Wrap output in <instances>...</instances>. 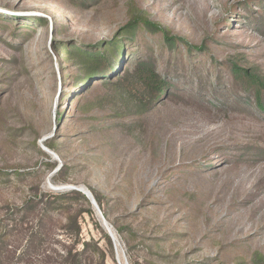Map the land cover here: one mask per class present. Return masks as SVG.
Returning a JSON list of instances; mask_svg holds the SVG:
<instances>
[{"label": "rangeland", "instance_id": "rangeland-1", "mask_svg": "<svg viewBox=\"0 0 264 264\" xmlns=\"http://www.w3.org/2000/svg\"><path fill=\"white\" fill-rule=\"evenodd\" d=\"M137 16L184 42L127 41ZM112 41L114 75L149 58L169 80L149 112L61 51ZM233 67L264 80V0H0V264L86 243L87 264H264V112ZM73 190L95 204L47 221Z\"/></svg>", "mask_w": 264, "mask_h": 264}, {"label": "trees", "instance_id": "trees-1", "mask_svg": "<svg viewBox=\"0 0 264 264\" xmlns=\"http://www.w3.org/2000/svg\"><path fill=\"white\" fill-rule=\"evenodd\" d=\"M28 20L35 22L42 21L41 18H29ZM124 31H126L125 33L129 34L131 37L129 40H127L129 42H134L135 39H137V36L143 31L161 32L166 44L172 51L177 49L179 43L184 42L182 40L178 41L175 37H170L167 30L160 27L157 23L150 22L146 18L139 16L133 18L131 23L124 28ZM118 48L122 49L123 43L112 41L106 44L100 43L91 47H80L64 44L61 51L64 50V52L68 55L67 59L74 61L77 66H80L82 69L91 74V77H96L99 80L103 79L105 81H111L112 86H115L118 88V90L122 89L123 91L121 92L120 96L119 93L117 94L118 98L123 100L128 97L127 95L134 96L137 103L136 107L138 108L136 113H147L153 108V106H155V101L158 99L157 97H159L161 94L165 95L168 88L170 87V82L157 71L155 62L149 58L136 60L133 70H131L130 74L129 70H127L122 77L120 75L121 69L114 75L115 71L113 72L112 69L115 65L114 58L117 59L118 57L115 54ZM123 56H121V65H124ZM232 71L234 85L239 88L243 94L250 95L251 97L253 96L256 99L255 106L261 112H264V80L253 74L248 68L245 69L242 67H233ZM85 106L86 105L83 104L81 108H84ZM49 147L53 149V146ZM53 197L55 198V201L48 203L49 208L44 215L46 220L48 219L47 221L51 222L54 220L55 212L58 211V209L66 210L63 211V213L64 215H68V219H77L76 216H70L71 206L68 207L64 206L62 203L59 204L60 201H77L78 198H80L83 199L89 206H91V201L89 198H87L85 194H82L78 190L54 195ZM90 213H92V210ZM106 237L110 245H112L111 238L108 235H106ZM85 245L86 248L80 255L81 259H77V256L70 254L69 259H74L72 263H91V258H83V256L87 254V249L89 248L90 244L86 243ZM104 258L105 255L103 254L101 256L100 264H104Z\"/></svg>", "mask_w": 264, "mask_h": 264}, {"label": "water", "instance_id": "water-1", "mask_svg": "<svg viewBox=\"0 0 264 264\" xmlns=\"http://www.w3.org/2000/svg\"><path fill=\"white\" fill-rule=\"evenodd\" d=\"M79 191L82 192V191H84V190H79ZM84 194L87 195V196L89 197L88 193L85 192ZM89 198H91V197H89ZM91 201H92L93 204H95L93 199H91ZM108 230L110 231V233H111L112 236L115 235V233H113L114 231H113V228H112L111 226H108Z\"/></svg>", "mask_w": 264, "mask_h": 264}, {"label": "bare ground", "instance_id": "bare-ground-1", "mask_svg": "<svg viewBox=\"0 0 264 264\" xmlns=\"http://www.w3.org/2000/svg\"><path fill=\"white\" fill-rule=\"evenodd\" d=\"M114 233V232H113Z\"/></svg>", "mask_w": 264, "mask_h": 264}]
</instances>
